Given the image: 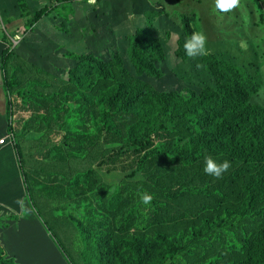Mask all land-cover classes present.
<instances>
[{"label": "trees", "instance_id": "trees-1", "mask_svg": "<svg viewBox=\"0 0 264 264\" xmlns=\"http://www.w3.org/2000/svg\"><path fill=\"white\" fill-rule=\"evenodd\" d=\"M34 1L39 0H15L0 8L1 22L11 23L21 12L23 18L28 16V2ZM73 1L57 0L59 3ZM50 10L51 7L39 9L34 22H39ZM164 16L171 24L177 22L168 13ZM161 21L166 20L162 17ZM152 31L137 30L130 36L125 55L114 52L108 61L86 59L84 56L73 58L86 67V79L93 78L104 84L95 96L88 98L90 106L97 111L90 119L97 131L111 130L113 116L117 114L135 117V122L128 128V148L123 152L141 154L135 169L138 177L144 178L141 171L150 161L181 163L170 171L158 172L154 180L148 182L152 189L160 187L157 193L163 196L164 191L168 199L161 208L158 200H154L152 211L147 216L172 218L177 213L178 220L155 224L151 229L134 230L130 218L137 208L121 214L118 210L122 200L120 189H116L109 199L114 226L104 220L101 210L87 216L92 226L76 219L77 214L84 217L87 212L84 209L89 208V203L82 201V194L93 190L87 181V173L77 169L93 166L97 159L88 155L58 166L75 170L70 175H63L62 179L76 187L70 198H82L76 201V213H71L75 222L72 217L63 218L60 225L56 220L55 227L67 229L72 226L81 236L84 247L90 249L86 264H264V109L253 100L261 82L212 56L208 57L209 63L203 66L204 69L192 67L198 77L206 81L209 96L203 98L193 94L189 100L182 74L177 73L175 64L184 54L183 40L179 41V52L176 43V53L166 55L160 43L148 41L153 39L149 35ZM190 33L192 31L188 29L187 37ZM0 40L4 43L5 35H1ZM4 62L3 50L2 70ZM3 82L7 91L14 87V77L7 81L3 76ZM94 84L91 82L88 90ZM32 102L39 109L49 110L48 102L42 103L41 99ZM6 111L9 114V103ZM48 114L58 119L57 100ZM54 124L57 126L56 121ZM171 132L186 137L177 136L171 148L150 146L152 137ZM76 138L81 141L79 136ZM72 139L70 137L69 141ZM69 149L71 156L73 149ZM16 150L23 157V146L16 147ZM208 159L217 163L228 160L230 167L220 177H215L204 171ZM160 180L168 184L170 191L159 183ZM198 181L206 183L207 188L196 187ZM218 188L223 189L210 192ZM192 194L198 196L197 202L191 199ZM201 198L208 199L211 205L201 203ZM171 200L183 201V205H172L168 202ZM207 206L218 209L205 211ZM66 214L64 212L62 216ZM230 226L239 236L242 235L228 243L226 253L213 255L197 239L214 229L227 230ZM240 226L241 230L237 228ZM123 227L126 230L120 233ZM61 233L66 235V230ZM187 240L190 244L182 249ZM239 241H242V246L236 252ZM12 251L11 243H6L5 248L0 244V264L14 263Z\"/></svg>", "mask_w": 264, "mask_h": 264}, {"label": "rangeland", "instance_id": "rangeland-1", "mask_svg": "<svg viewBox=\"0 0 264 264\" xmlns=\"http://www.w3.org/2000/svg\"><path fill=\"white\" fill-rule=\"evenodd\" d=\"M40 1L28 2L29 14L24 18L21 12L17 19L9 24H3L0 20V37L5 35L6 39L5 62L1 76H5L7 81L14 77V87L7 96L10 102L8 122L12 129L9 135L17 143L22 141L30 143L24 158H29L25 164L31 175L28 176V173L26 175L31 184L34 183V178L38 183L40 182L37 185L40 197L37 199L42 203V206L37 204L35 197L34 205L37 208H32L34 216L30 220L35 228L39 224L38 229L47 250L54 249L55 246L61 253L62 259L57 255L53 262L86 264V256L90 249L84 247L83 242L77 244L65 238L60 232L66 229L61 226L58 232L52 215L45 210L46 202L43 197L53 202L68 198L62 209L67 214L60 218L72 217L74 220L75 216L71 213L76 207L73 205L82 198H70L69 195L75 192L76 187L62 179L63 175H70L75 170L58 168V166L63 162L88 155H91L92 159H97L91 168H77L82 173H87V181L89 185L92 184L93 190L87 194L81 193L82 201L88 202L89 208L84 209L87 211L84 217L77 214L76 219L79 218L85 224L92 226L87 216H93L95 211L101 210L104 214L111 215L109 199L112 196L113 186L118 185L121 193L128 192L126 184L134 180L127 178V175L136 169L141 154L137 156L123 152L129 145L128 128L135 122L134 116L129 114L113 116L114 126L111 130L97 131L90 123L91 117L96 115L97 111L90 106L88 98L95 96L104 84L93 78L86 79V67L73 57L84 56L86 59L108 61L114 52L125 55L130 36L139 29L144 32L153 30L149 33L153 39L148 41L160 43L166 55L175 54L177 39L182 31L189 28V24L182 22V18L192 17V12L183 16L182 12L176 14L169 6L151 11L149 7L152 2L148 3V0H99L104 1L102 4L99 2L88 4L86 0L71 3H59L57 0H46L41 3ZM162 3L167 4V0H162ZM45 7H51L48 15L35 23L34 17L39 13V9ZM154 8L157 9V6ZM200 11L205 19L203 31H200L198 18L190 24L195 23V33L200 32L205 35L206 51L189 57L184 50L183 60H187L196 68L204 69L203 66L209 63V59L202 55H216L224 64L236 66L244 75L253 76L252 78L261 80L263 84L264 0H237L235 6L223 12L217 9L216 0H205L204 8L201 7ZM165 13L177 22L173 24L168 22ZM162 17L165 22L161 21ZM214 27H223V29L215 31ZM176 65L177 73L182 74V83L188 94L194 90L201 92L199 80L194 74H189L192 68L183 65L181 59L177 60ZM91 82L95 84L91 90H88L87 87ZM248 82L249 80L246 84ZM202 86L209 96L206 81L202 82ZM263 94L264 88H258L253 100L258 104L264 103ZM39 99L42 103L48 102L49 110L51 106H55L56 100L58 101L57 120L53 114H48L49 110L39 109L33 104L32 101ZM55 121L57 126L54 124ZM77 136L81 141L76 138ZM177 136L186 137L184 134L177 135V132L161 133L151 138L150 146L163 145L171 148ZM70 137L73 138L71 141H69ZM70 147L73 149L71 156ZM180 165V162L174 164L170 160L148 162L141 171L146 179L144 185L132 192L127 197V201L122 197L118 207L119 211L121 208V214L133 207L137 208L135 213L139 219L133 222L135 213H132L130 218L134 230L151 229L155 224H169L178 220L177 213H174L172 218L147 216L152 211L154 200H158L161 208L168 199L164 196V191L163 196L157 193L160 187L152 189L148 186V182L154 180L158 172L170 171ZM40 175L44 178L41 179ZM159 183L169 190L167 183L161 180ZM195 186L207 188L206 183L200 181L196 182ZM222 189L218 188L210 192ZM145 195L151 197L147 204L143 203ZM191 199L197 202L198 196L192 194ZM97 202L103 207L91 206ZM168 202L172 205H183V201ZM201 203L211 205L206 198H201ZM62 204L59 201L54 203L53 209L60 211ZM71 206L73 207L70 209ZM217 209L218 207L207 206L205 211L215 212ZM118 218L122 219V216ZM116 221L118 222V219ZM110 224L114 226L113 222ZM125 230L124 227L121 228L120 233ZM231 230H234L232 226L227 230L214 229L197 239L203 242L213 255H217L225 252L231 240L241 237L242 233L239 236L235 230V232ZM190 240L185 241L182 249L187 248ZM241 244L242 241L236 243V252L239 251Z\"/></svg>", "mask_w": 264, "mask_h": 264}, {"label": "crops", "instance_id": "crops-1", "mask_svg": "<svg viewBox=\"0 0 264 264\" xmlns=\"http://www.w3.org/2000/svg\"><path fill=\"white\" fill-rule=\"evenodd\" d=\"M46 1V0H45ZM181 0H176L174 3H179ZM195 2V0H193ZM15 0H0L1 9L7 5L14 3ZM196 9L197 7L194 6ZM5 44L0 40V138L7 135V93L4 89L3 75L1 76V59ZM28 182H26V175L22 169L21 163L18 159L16 151L9 146L8 143L0 147V233L17 236L25 242L22 252L27 253L28 264H55L53 259L62 255L54 246L47 250L41 233L32 224L31 218L32 204L28 197ZM31 198L34 190L29 185ZM40 197L37 195L36 199ZM45 201V199H43ZM37 202L42 203L37 199ZM18 215L19 218H15ZM54 222L62 221L60 212L52 214ZM56 225V224H55ZM58 229V228H57ZM64 234V233H62ZM65 238L73 243H82L81 236H79L72 226L66 229ZM64 264V262H63Z\"/></svg>", "mask_w": 264, "mask_h": 264}, {"label": "clouds", "instance_id": "clouds-1", "mask_svg": "<svg viewBox=\"0 0 264 264\" xmlns=\"http://www.w3.org/2000/svg\"><path fill=\"white\" fill-rule=\"evenodd\" d=\"M79 1H84V0H74L73 2H79ZM201 1L203 2L202 4L200 3ZM86 2L88 4H95V3L99 2V0H86ZM149 2H152L151 7L148 6L151 11L159 10L160 8H165L166 6H169L176 14H179L180 12H182L183 16H186V14L188 12H192V17H189L190 19H187L186 17L182 18L185 23L189 24V28L188 29H191L192 33H190V35L187 37L188 29L185 30V31H182V33L180 34L179 38L176 41V43L178 44V52L180 51L179 50V41H181V40H183L182 49L184 48V50L186 52V55L189 56V57H194L196 55L203 54L206 51V37H205V35L203 33H200V32L195 33L196 32L195 25H194L195 23L194 24H190L194 19L198 18L200 31L201 32L203 31V24L205 23V19L203 17V14L201 13L200 9H201V7L204 8L205 0H195V2L193 0H181L179 3H174V2H176V0H167V4L162 3V0H148V3ZM236 3H237V0H216V7H217V9H219L220 11L223 12V11H227L228 9L232 8L233 6H235ZM154 6H157V9L154 8ZM194 6H196L197 8L195 9ZM183 20H182V22H183ZM214 29H215V31H221L223 29V27H214ZM186 31H187V34H186ZM186 37H187V39H186ZM210 45H211V42H210ZM217 47H220V46L217 45ZM241 50H244V49H241ZM202 56H204L206 58L215 56L218 60H220L216 55H211V56L210 55H202ZM181 62L183 63V65L186 64L187 66H189L191 68L194 67L187 60H183V58H181ZM175 64H176V62H175ZM176 67H177V65H176ZM189 74H194L196 79L199 80V82L201 84V87H199L201 92H199L198 90L191 91L189 93V100L192 99L193 94H195V95H197L199 97L207 98L208 95L206 94V92L204 91V87L202 86V82L205 81V80L200 79L198 77L197 71L194 70V69H191L189 71ZM256 80H259V79H256ZM259 81L261 82V85H260L259 88H264V86H263L264 83L262 84V81L261 80H259ZM3 84H4V82H3ZM4 89H5V87H4ZM5 91H6L7 96H8L9 91H7V90H5ZM263 97H264V94H263ZM8 103H9V114H8V111H6L7 123H8L7 135L5 137H3V138H0V141H2V142H0V147L5 145L6 143H8L9 146H12V148L16 151V154H17L18 159H19V161L21 163V166H22V169L24 171V174L26 175V173H28V176H29L31 174L28 172V170L26 168V164H25V161H28L29 158L28 157L24 158V154L27 151V148L30 145V143L27 142V141H22L21 143H17L15 141V139L12 136L9 135V133H10V131H12V129H10V125H9V122H8V117L10 115V102L7 100L6 109H7ZM258 105L261 106L264 109V103L263 102H261V104H258ZM20 146H23V157H21L20 154L18 155L17 150H16V147H20ZM229 167H230V163H229L228 160H224L223 162L217 163V162H215L212 159H208L206 161V167L204 168V171L206 173H208V174H211V175L215 176V177H220L222 175V173L226 172L229 169ZM28 176L26 175V182H28ZM40 178L43 179L44 176L40 175ZM127 178H129L131 180H134V181L130 182V183H127L126 186H127V188L129 190H128V192H123L122 193V197L125 198L126 201H127V197L132 192L137 190L139 187L143 186L144 185L143 183L146 180L145 177L144 178L138 177V175L135 174V170H133L131 174L127 175ZM141 179H142V181H138V180H141ZM33 181H34L33 184L28 182V184L30 186H32V189L34 190V193H32L33 199L31 198V192H30L29 185H28L27 193H28V197L30 199V202L32 204V207H36L34 205V203L36 201L35 197H37V195H39L38 194L37 185H39L40 182L38 183L35 178H34ZM116 189H120V187L118 185L113 186V192ZM113 192H112V194H113ZM43 199H45V198L43 197ZM150 200H151V197L148 196V195H145L143 197V203H145V204H147ZM58 201H59V203H63V204L61 206V210L60 211L59 210L55 211L53 209V204L58 202ZM58 201L53 202V201H51L49 199H45V201H44V202H46L45 210L48 209L49 210L48 213H50L51 215L54 212L59 211L60 212V216L63 217L62 216V214L64 213L62 211L63 205L68 202V198L59 199ZM37 204H38V202H37ZM73 206H76V203ZM73 206H71L70 209ZM100 206H102V205H100ZM120 211H121V208H120ZM72 212L76 213L75 210H73ZM14 217L15 218H19L18 215H14ZM138 219H139V217L135 213V218H134L133 222H136ZM104 220L107 223H112L113 222V216L104 214ZM55 224H56V222H55ZM237 228H239L241 230V226L237 227ZM8 242L13 245L12 256L14 258H13V260L12 259L11 260L14 263H12V264H28V260H27V255L28 254L22 252V250H23V248L25 246V242L23 240L19 239L17 236H11V235H8V234H1L0 233V244H1V246L5 248V245ZM225 253H226V248H225Z\"/></svg>", "mask_w": 264, "mask_h": 264}, {"label": "built area", "instance_id": "built-area-1", "mask_svg": "<svg viewBox=\"0 0 264 264\" xmlns=\"http://www.w3.org/2000/svg\"><path fill=\"white\" fill-rule=\"evenodd\" d=\"M0 142H2V141H0Z\"/></svg>", "mask_w": 264, "mask_h": 264}]
</instances>
